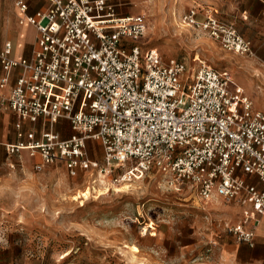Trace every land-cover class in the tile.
Here are the masks:
<instances>
[{"label": "built area", "instance_id": "2783aa9c", "mask_svg": "<svg viewBox=\"0 0 264 264\" xmlns=\"http://www.w3.org/2000/svg\"><path fill=\"white\" fill-rule=\"evenodd\" d=\"M15 6L20 25L32 26L37 39L29 59H13L11 42L0 51V107L18 118L15 143L3 144L0 135L8 160L28 152L40 160L38 171L62 166L72 178L91 174L115 191L156 171L176 193L239 206L242 219L225 229L254 248L264 217V110L231 74L197 57L165 61L157 48L137 46L149 23L142 14H122L121 0H47L32 15L28 0ZM218 14L197 5L182 22L226 52L254 56L235 23ZM63 121L72 132L67 139L56 130ZM90 141L101 146V161L91 158Z\"/></svg>", "mask_w": 264, "mask_h": 264}, {"label": "rangeland", "instance_id": "374dc122", "mask_svg": "<svg viewBox=\"0 0 264 264\" xmlns=\"http://www.w3.org/2000/svg\"><path fill=\"white\" fill-rule=\"evenodd\" d=\"M121 1L122 14H142L149 23L137 46L157 48L165 61L197 57L228 71L251 97V57L226 52L182 22L206 0ZM12 8L13 0H0L2 27ZM14 122L2 131L5 141H17ZM29 158L23 152L8 160L0 149V264H205L216 251L247 246L225 229L240 220L237 205L176 193L156 171L131 187L108 191L91 174L72 178L62 166L38 171L40 160Z\"/></svg>", "mask_w": 264, "mask_h": 264}, {"label": "crops", "instance_id": "0c3cea01", "mask_svg": "<svg viewBox=\"0 0 264 264\" xmlns=\"http://www.w3.org/2000/svg\"><path fill=\"white\" fill-rule=\"evenodd\" d=\"M203 5L217 10L219 13L218 16L222 20L235 23L240 34L252 43L255 54L246 61L247 67L251 73V81L248 84L249 93L254 99L255 103H253L255 108L264 110L258 107L259 105L264 107V0H206V3L202 4V6ZM28 6V14L32 15L39 10L45 9L47 7V0H28ZM22 17L23 15L15 6V0H13V8L10 11L9 21L6 22L3 27L0 24V51L3 50L5 43L11 42L13 45L11 57L16 60L31 58L37 39V32L32 26L28 24L20 25ZM18 28H20V30L16 32ZM19 73L20 69H15L12 72L7 87L2 91L5 97L8 96L11 87L15 84ZM4 76L5 69L0 63V82ZM13 121H15V129V124L18 122L16 115L8 108L0 107V135L3 144L16 142L5 141V137L2 133V131L8 130L9 125H11ZM24 128L29 131L30 125L25 123ZM56 130L64 139L72 135L68 122H60L56 126ZM88 148L93 160H102L103 155H99L102 148L98 143L90 141L88 142ZM0 149L4 150V147L0 145ZM36 161L37 160H35V162ZM243 177L249 183L257 184L261 187V184L256 178L244 174ZM237 207L240 209L241 220L243 210L239 206ZM243 250L245 253L244 255L242 254ZM212 257L211 261L205 264H264V217L260 218L257 228L256 246L254 248H250L249 246L243 248L242 246L236 245L232 246L229 250H225L221 254L216 251L212 254Z\"/></svg>", "mask_w": 264, "mask_h": 264}]
</instances>
